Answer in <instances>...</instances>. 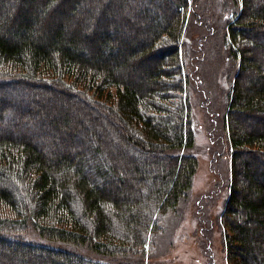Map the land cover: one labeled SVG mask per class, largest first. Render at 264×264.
Returning a JSON list of instances; mask_svg holds the SVG:
<instances>
[{"label": "trees", "instance_id": "trees-1", "mask_svg": "<svg viewBox=\"0 0 264 264\" xmlns=\"http://www.w3.org/2000/svg\"><path fill=\"white\" fill-rule=\"evenodd\" d=\"M237 1L220 222L227 264H264V2ZM190 11V0H0V264H143L197 169Z\"/></svg>", "mask_w": 264, "mask_h": 264}, {"label": "rangeland", "instance_id": "rangeland-1", "mask_svg": "<svg viewBox=\"0 0 264 264\" xmlns=\"http://www.w3.org/2000/svg\"><path fill=\"white\" fill-rule=\"evenodd\" d=\"M190 2L183 40L184 49L195 58L196 67L193 84L196 92L189 87L195 134L189 152L197 159V169L189 193L174 211L165 215L153 244L139 257L143 264H227L225 229L220 215L229 193L231 149L223 118L237 63L228 54L225 37L239 3L237 0ZM260 2L264 0H253L254 4ZM261 38L264 44V36ZM259 53H264V49ZM191 62L192 59H187L186 65L190 66ZM29 235L38 239L34 232ZM49 244L97 258L81 246Z\"/></svg>", "mask_w": 264, "mask_h": 264}]
</instances>
